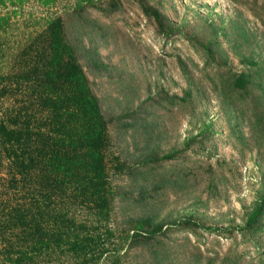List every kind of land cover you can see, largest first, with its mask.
I'll list each match as a JSON object with an SVG mask.
<instances>
[{"label": "rangeland", "instance_id": "obj_1", "mask_svg": "<svg viewBox=\"0 0 264 264\" xmlns=\"http://www.w3.org/2000/svg\"><path fill=\"white\" fill-rule=\"evenodd\" d=\"M14 1L0 2V16L8 18L0 24V81L17 65L29 36L49 16L60 14L69 40L80 45V61L104 113L113 118V150L136 168L150 158L175 155L152 171L145 167L134 175L113 176L119 194L112 224L151 215L166 228L156 244L129 248L125 264H231L238 253L237 264H264V217L261 230H243L264 192V132L257 136L250 112L228 115L200 71L208 40L216 52L206 68L248 69L235 45L249 37L253 41L240 50L259 62L256 76L264 84V0H149L171 21L170 36L154 32L135 0H121L122 9L109 16L90 9L88 20L69 14L75 0ZM87 48L97 50L108 68L93 70ZM180 59L192 98L167 109L162 94L181 96L189 87ZM10 99V93L0 97V115ZM135 111V117L126 115ZM187 165L194 173L183 177L178 171ZM161 172L169 179H161ZM139 196L141 201L135 200ZM188 216L196 227L173 224Z\"/></svg>", "mask_w": 264, "mask_h": 264}, {"label": "trees", "instance_id": "obj_2", "mask_svg": "<svg viewBox=\"0 0 264 264\" xmlns=\"http://www.w3.org/2000/svg\"><path fill=\"white\" fill-rule=\"evenodd\" d=\"M7 1L14 0H0ZM51 1L55 0H46ZM132 3L157 35L174 33L171 21L157 4L149 0ZM122 7L121 0H75L69 14L88 20L90 9L109 16ZM7 20L0 16V24ZM251 42L247 37L235 45L248 69L237 72L227 66L213 71L206 68L216 52L213 40H208L204 46L206 65L200 71L227 114L232 110L250 112L257 136L262 137L264 84L256 76L261 67L251 54L240 50ZM87 51L93 70L108 68L97 50ZM79 52L80 45L67 36L63 16L53 14L40 31L29 36L16 57L17 65L1 78L0 97L10 93L13 100L0 115V264H125L129 248L154 245L165 234V225L151 215L112 224V205L119 194L113 176L134 175L145 167L152 171L162 159L173 160L175 155L150 158L136 168L113 150L109 131L113 118L104 113ZM179 61L189 87L181 96L163 93L167 109L183 106L192 98L190 76ZM256 87L259 92L253 91ZM136 114L126 115L131 118ZM178 172L183 177L194 173L189 165ZM161 179L168 180L169 175L161 172ZM135 200L141 201V196ZM263 217L264 192L246 217L244 233L261 230ZM173 224L198 225L189 216ZM239 255L229 263L237 264Z\"/></svg>", "mask_w": 264, "mask_h": 264}]
</instances>
